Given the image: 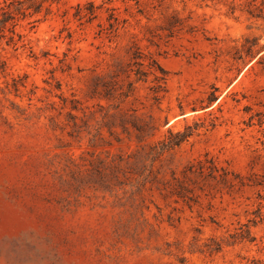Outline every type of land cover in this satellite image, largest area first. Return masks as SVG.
Listing matches in <instances>:
<instances>
[{"label": "rangeland", "instance_id": "obj_1", "mask_svg": "<svg viewBox=\"0 0 264 264\" xmlns=\"http://www.w3.org/2000/svg\"><path fill=\"white\" fill-rule=\"evenodd\" d=\"M86 1L25 28V45L0 43V264H264V186L195 178L192 195L171 193L206 155L243 177L264 174V0L115 2L127 23L112 37L99 32L105 13L83 27L73 19ZM136 50L168 72L160 102L141 82L122 103L91 98L96 79L129 70ZM117 105L150 121L152 136L123 134ZM259 205L255 241L200 252Z\"/></svg>", "mask_w": 264, "mask_h": 264}, {"label": "trees", "instance_id": "obj_2", "mask_svg": "<svg viewBox=\"0 0 264 264\" xmlns=\"http://www.w3.org/2000/svg\"><path fill=\"white\" fill-rule=\"evenodd\" d=\"M97 5L94 0H88L85 3H78L72 6V17L78 22L80 27L92 24L100 18V14H107L105 17L106 24H99L100 34L107 37L115 36L120 28L127 23L126 18H121L118 9L113 6L115 2L128 4L134 2L140 4V0H100ZM68 3V0H0V43L17 46L25 45L27 34L24 29L29 31L35 30L39 24L48 21L50 17L57 15L61 8ZM128 6L125 12L128 13ZM68 10H64L61 17L68 15ZM151 42V41H150ZM151 44H153L151 42ZM149 83V92L151 99L155 103H159L167 92L168 72L161 66L158 59L153 55L144 56L139 50L134 51L129 63V70L118 66L116 71L109 78H98L92 84L90 89L91 98H101L107 101H119L122 103L132 96L135 92V83ZM120 105L115 107L118 112L112 117L116 120L117 126L122 130L123 134H134L138 142L145 141L152 136L154 126L150 121H146L119 110ZM73 110H79L74 106ZM72 116V114L70 113ZM75 120L74 117H72ZM253 118H250L252 124ZM250 124V126H251ZM262 124V121H261ZM190 134H170L161 150L170 149L183 143ZM123 158L119 157L118 166L123 162ZM183 179L173 178L175 184L172 194L178 198H186L192 195L194 190L187 186L188 182H194L195 178H203L207 181H213L217 185H223L229 190L236 187H263L264 174L258 175L251 172L249 176L243 177L227 168L219 166L213 158L207 155L204 160L190 164L183 171ZM261 179L263 180H260ZM216 188V187H215ZM262 221L261 205L254 217L248 221V224L241 226L234 234H230L226 241L210 239L209 243L204 245L205 250L199 249L200 252H208L210 254L219 253L223 249V245L231 246L242 242H253L254 237L251 234V227H255L259 221ZM199 233L200 231L197 230ZM197 237L194 243L198 242Z\"/></svg>", "mask_w": 264, "mask_h": 264}]
</instances>
